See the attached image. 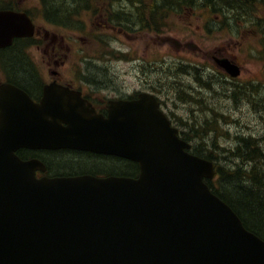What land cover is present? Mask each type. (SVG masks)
<instances>
[{
  "label": "water",
  "instance_id": "water-1",
  "mask_svg": "<svg viewBox=\"0 0 264 264\" xmlns=\"http://www.w3.org/2000/svg\"><path fill=\"white\" fill-rule=\"evenodd\" d=\"M2 17L0 45L32 33ZM51 87L36 104L0 86V264H264V240L205 182L215 163L187 150L151 95L111 101L103 117ZM44 144L131 158L139 174L35 178L42 163L15 151Z\"/></svg>",
  "mask_w": 264,
  "mask_h": 264
},
{
  "label": "flooded vegetation",
  "instance_id": "flooded-vegetation-1",
  "mask_svg": "<svg viewBox=\"0 0 264 264\" xmlns=\"http://www.w3.org/2000/svg\"><path fill=\"white\" fill-rule=\"evenodd\" d=\"M43 1L45 0H0V10L11 9L15 12H25L32 17L36 27L35 17L29 11H36L37 4L43 6L41 3ZM148 6L147 13L142 16L141 8L145 10L147 6L145 8L140 6L139 0H132L131 6L123 8L116 7L114 3H111L100 11L98 10L100 17H96L94 21L96 25L102 27L101 30L104 29L107 33H111L106 35L107 38L103 35L99 38L104 47H109L104 50V54L108 56L112 40H115L112 45L121 51L125 81L120 79L119 73L108 76L109 73H106V69L112 65L108 59H100L91 53L88 54V57L79 58L78 46L80 44L76 46L78 37L74 38L72 35H77L78 29L81 30V33L88 31L89 25L83 19L76 18L75 21L78 22L73 25L74 15L68 13L65 16H60L53 13L54 31L52 33L46 28L43 30L36 27L34 35L31 37L33 38L32 42L22 36L14 38L11 45L0 48V56L20 54L26 57L33 47L43 49L53 57L51 63H48L46 68L29 63L31 74H33L32 83L17 80L9 65L2 66L0 67V83L11 81L14 85L24 89L30 97L38 100L43 93L44 84L57 81L79 90L81 95L87 98L98 112L102 113L107 111V103L110 99L137 98L140 92H146L157 97L160 108L172 123L178 124L181 121L190 120L192 116L198 114L192 109L193 104L183 99L186 96L185 91L189 92L192 89L206 95L217 91V84L226 80L232 83L233 78L228 77L224 70L217 65V60L227 56L230 60L235 59L227 55L222 50V46L218 45L211 49L200 41L206 21L202 1H183L178 5L184 10L177 15L187 27L183 30L168 27L171 22H178V19L171 17L164 19L169 17L170 10L176 6H165L164 10L160 9L161 12L158 16L155 6L153 4ZM109 7H114L118 13L116 24L113 23L114 19L109 16ZM80 8L83 7L80 6L76 11L79 14H92L79 11ZM87 8L96 10L90 6ZM146 18H148L147 21ZM84 26L85 30L82 31ZM113 31L119 34L122 40L118 39ZM166 45H172L178 49L176 52H171L165 48ZM185 46L191 51L183 49ZM64 68L65 71H62ZM115 76L119 81L115 80ZM201 79H205V81L202 83ZM183 87L186 88L185 91ZM63 154L70 158L72 154L87 155V157H95L96 160L98 157L102 160L108 156L84 151ZM50 164L55 165L53 159L50 160ZM47 167H50L54 174L62 172H57L50 165ZM80 171L92 173L88 169Z\"/></svg>",
  "mask_w": 264,
  "mask_h": 264
},
{
  "label": "trees",
  "instance_id": "trees-1",
  "mask_svg": "<svg viewBox=\"0 0 264 264\" xmlns=\"http://www.w3.org/2000/svg\"><path fill=\"white\" fill-rule=\"evenodd\" d=\"M185 0H140L139 4L146 9L141 8L142 16L147 13L149 4L155 6L157 16L160 9L164 10L165 6H176ZM210 2L211 6L218 9L227 22H236L238 29L250 27L256 29L259 33L260 50L258 57L264 61V0H202V2ZM211 1L217 2L216 5ZM83 3L79 0H45V12L49 16L53 13L60 16L70 13L68 11L77 3ZM129 4V3H128ZM84 5V4H82ZM131 6L130 4L128 7ZM84 7V6H82ZM124 7V5H123ZM218 7V8H217ZM230 17V18H229ZM54 18V17H53ZM143 18V17H142ZM144 21V19H142ZM53 20V19H52ZM146 21L148 18L145 19ZM6 66H10L12 74L17 80H24L32 83L33 74H31L28 58L23 55L4 56L2 58ZM244 84L241 88L243 96L249 99L254 105V109L259 111V116L264 117V85L260 84L249 85ZM249 85L250 87H247ZM236 89H241L237 85H232ZM231 87V88H232ZM186 88L184 89V91ZM188 93L189 101L207 102L208 96L202 92L194 90L185 91ZM194 93V94H191ZM246 93V95H244ZM256 93L262 96L255 95ZM252 97V98H251ZM205 110L204 113L198 112L199 117L197 122L191 121L189 128L184 129L183 137L194 142L193 152L201 155L209 160L216 162L217 175L212 181H209L214 192L219 195L242 218L246 228L253 230L261 238L264 239V142L258 137L261 135H243L235 133L234 142L231 144L220 143L222 136L229 137L228 130H223V135H218L222 127L227 121L223 113L220 116L213 111L210 115ZM206 114V115H204ZM210 118V119H209ZM222 119V120H221ZM223 121V122H222ZM221 123L222 125L218 124ZM194 123L199 125L195 130ZM211 125V126H210ZM217 139L215 140V138ZM232 137V136H231ZM199 142H198V141ZM222 146V147H221ZM224 146V147H223ZM220 148V149H218ZM222 148V149H221ZM225 150V151H224ZM228 150V151H227ZM51 158L54 164H50L57 172H71L74 170L88 169L91 172L114 173L130 175L137 171V163L122 159L120 157H104L102 160L98 157L87 155L72 154V157H67L63 153H51ZM219 155V156H218ZM222 157V158H221ZM51 159V160H52Z\"/></svg>",
  "mask_w": 264,
  "mask_h": 264
},
{
  "label": "rangeland",
  "instance_id": "rangeland-1",
  "mask_svg": "<svg viewBox=\"0 0 264 264\" xmlns=\"http://www.w3.org/2000/svg\"><path fill=\"white\" fill-rule=\"evenodd\" d=\"M128 2V0L117 1L114 5L116 7H121L123 5L124 7H128ZM79 4H81V2L77 3L75 5V8ZM106 5H108L107 1L105 2L104 0H93L92 6L90 5V7L93 9L95 8L96 10L93 11L89 9L88 11H85V13H92L91 15H78V17H81V19H83L84 22L89 25L88 31H84V26L82 27V31H84L83 33H81V30L78 29V34L72 35V37L74 38L78 37L77 41L80 45L82 44V40L84 39L83 45L87 46V48H89V51H94L95 56L100 57V59L108 58L104 54V50H107L109 47H104L103 42H100L99 38H101V35L107 38L108 36L106 35L111 33H107V31H105L104 29L101 30L102 27L96 25L94 21L96 20V17H100L98 15V10L100 11V9H103ZM38 24L39 27L43 30L46 28L50 33L54 31V26L47 25L46 23H44L42 18L40 20L38 19ZM168 27L179 30L187 28L186 25L183 24V21H180V18L178 19V22H171ZM234 27L236 28V25H234ZM238 30L236 32L235 30H233V28L231 29L230 27H223L219 22L215 23L212 20H208L206 21L204 33L200 36V41L202 43H205L211 49L217 47L218 45L222 46V50L226 52L227 55L232 56L240 63V65H242V71L239 76L240 78H238V80H241V83L243 80H257L259 81L260 86H262L264 85V64L263 61L258 57L260 49L259 34L256 29L247 28L241 29L239 31ZM102 32L103 34H101ZM165 48L168 49V51L171 50V52H176L178 49L172 45H166ZM183 49H185L186 51L190 50L187 46L183 47ZM28 53V56H30L31 58V60L28 61L29 63H34L37 66L41 65L45 68L46 66H48V63H51L50 60H52V56L43 49H37L33 47ZM62 71H65V68ZM106 73H109L108 76H112L111 74H113L114 76L119 73V75H121L120 79L125 81V70L123 68V62H112V65H109V69H106ZM115 80L119 81L116 79V76ZM244 84H242L241 87L244 86ZM230 88L231 84L228 83H226V85L223 83L217 84V92H213V95L207 100V102L210 101L209 105H213L214 111H217L221 114L223 113V116L226 117L228 122V124H223L224 126L222 127L221 132L218 133L217 137L219 135H223V130H228L229 137L227 138L225 136H222V138H220V143L223 144L226 142L227 144H231L234 142L235 133L250 135L248 131H253L255 134L258 132V135L262 136L258 138L264 142V121L259 117L258 114L255 113V111H253L250 103L244 102L237 105V103H235L234 101H229L228 98L225 97V95L229 90H231ZM241 89L243 90V88ZM244 95H246V93ZM255 95L262 96V94L258 93H256ZM244 99L245 96L243 97V100ZM202 106L203 105H201L197 111L204 113L206 109H202ZM207 113L210 114L211 112ZM218 124L222 125L220 122ZM217 137L215 138V140L217 139Z\"/></svg>",
  "mask_w": 264,
  "mask_h": 264
},
{
  "label": "bare ground",
  "instance_id": "bare-ground-1",
  "mask_svg": "<svg viewBox=\"0 0 264 264\" xmlns=\"http://www.w3.org/2000/svg\"><path fill=\"white\" fill-rule=\"evenodd\" d=\"M84 1V5H82V3L81 4H79V5H77L76 6V8L75 9H78L80 6H88V5H92V3H93V0H83ZM105 2L107 1V2H110V3H116L117 1H123V0H104ZM129 2V4L130 5H132V0H128ZM212 2V4H214V5H216L217 4V2H215V1H211ZM155 3V2H154ZM153 3V4H154ZM120 8H123V6H121ZM218 8V7H217ZM122 11V10H121ZM75 12V10H73V8H71L70 9V15H73V14H75L74 13ZM127 12V11H126ZM230 18V17H229ZM204 19H205V16H204ZM206 25V24H205ZM179 76H180V74H179ZM201 81H202V83L205 81V79L203 80V79H201ZM212 86V85H211ZM247 87H250L249 85H247ZM231 90H229L227 93H226V95H225V97H227L228 98V100L229 101H234L235 103H237V105H239V104H241V103H244V102H247V103H250L251 104V106H252V109H253V111H255V113L256 114H258L259 115V111H257V109L255 110L253 107H254V105L252 104V102L247 98H245L244 100H243V94H242V91L244 90H242V89H236V88H234V87H232V88H230ZM183 90H184V87H183ZM186 93V92H185ZM240 94H241V96H240ZM263 94V93H262ZM207 96H208V99H209V97H211L213 94H206ZM264 96V95H263ZM184 100H188V93H186V96H185V98H183ZM189 101V100H188ZM192 104H193V107H192V109L194 110V111H196V112H198L197 110L199 109V107L201 106V105H203L202 106V109H206L209 113L211 112L212 114H213V109H214V107H213V105H209L210 104V101L209 102H202V101H199V100H197L196 102L195 101H190ZM209 107V108H208ZM215 113H217L218 115L217 116H220V113H218L217 111H214ZM263 121H264V117H261V116H259ZM199 120V117H197L196 115H194V116H192L191 117V119H190V122L191 121H195V122H197ZM187 123H189V122H187ZM187 123H181V125L182 126H184V128L185 129H187V128H189L190 126H189V124H187ZM225 124H228V122L227 121H225ZM192 126H194V129L195 130H197L198 129V127H199V125H197L196 123H194ZM245 130V129H244ZM248 131V130H247ZM248 133L250 134V135H255V133L252 131V132H249L248 131ZM245 134V133H244ZM256 134H259L258 132L256 133ZM222 147V146H221ZM224 147V146H223ZM218 149H220V148H218ZM222 149V148H221ZM225 151V150H224ZM228 151V150H227ZM219 156V155H218ZM222 158V157H221Z\"/></svg>",
  "mask_w": 264,
  "mask_h": 264
}]
</instances>
